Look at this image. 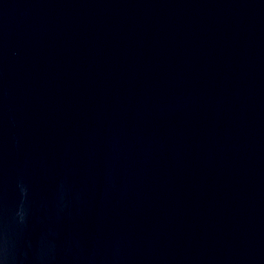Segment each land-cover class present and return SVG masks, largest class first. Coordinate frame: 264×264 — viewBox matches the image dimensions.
<instances>
[{
	"label": "water",
	"instance_id": "water-1",
	"mask_svg": "<svg viewBox=\"0 0 264 264\" xmlns=\"http://www.w3.org/2000/svg\"><path fill=\"white\" fill-rule=\"evenodd\" d=\"M0 264H264V0H0Z\"/></svg>",
	"mask_w": 264,
	"mask_h": 264
}]
</instances>
